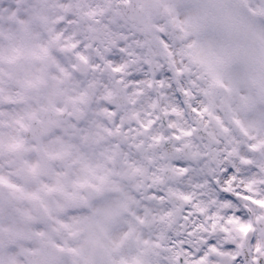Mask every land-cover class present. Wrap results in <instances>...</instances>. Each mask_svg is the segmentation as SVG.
<instances>
[{
  "label": "clouds",
  "instance_id": "1",
  "mask_svg": "<svg viewBox=\"0 0 264 264\" xmlns=\"http://www.w3.org/2000/svg\"><path fill=\"white\" fill-rule=\"evenodd\" d=\"M0 264H264V0H0Z\"/></svg>",
  "mask_w": 264,
  "mask_h": 264
}]
</instances>
